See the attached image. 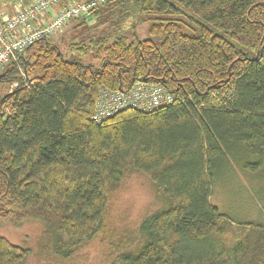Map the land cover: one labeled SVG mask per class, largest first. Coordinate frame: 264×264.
Wrapping results in <instances>:
<instances>
[{"label":"trees","instance_id":"trees-1","mask_svg":"<svg viewBox=\"0 0 264 264\" xmlns=\"http://www.w3.org/2000/svg\"><path fill=\"white\" fill-rule=\"evenodd\" d=\"M120 4L150 20L147 37L112 26L74 36L67 55L42 36L0 76V229L38 224L32 243L0 234V264H78L93 242L108 264H264V223L210 202L224 169L264 193V0H103L73 28ZM134 81L175 99L92 120L100 88ZM136 173L163 207L112 226L111 199Z\"/></svg>","mask_w":264,"mask_h":264},{"label":"rangeland","instance_id":"rangeland-1","mask_svg":"<svg viewBox=\"0 0 264 264\" xmlns=\"http://www.w3.org/2000/svg\"><path fill=\"white\" fill-rule=\"evenodd\" d=\"M97 19L101 21L99 26L94 25ZM110 21H113V24ZM77 22L78 20L71 21L51 36L52 41L57 42L67 55L70 53L68 43L76 35L78 38L75 41L79 38L89 40L90 37L99 35L101 30H109L112 26H118V29L126 31L129 39L132 38L131 33H134L133 35H136L138 39H142L147 37V29L150 25V20H146L144 16L133 15L129 4H120L112 9L102 7L96 18L86 20L73 28ZM184 31L191 32L186 27ZM91 52V48L87 49L82 56L81 60L84 63L95 62L91 58ZM6 90L5 84L0 83V93ZM261 200H264L262 185L257 186L253 180H247L234 169H224L213 182L211 204L219 213L225 214L234 223H264V209L261 207ZM161 207L163 203L157 197L150 180L143 173H136L128 176L120 189L114 193L110 203L108 222L112 226H120L123 223L135 226ZM0 234L12 243H18L23 239L32 243L38 235V224L36 222L26 223L20 229H14L6 223L2 225ZM103 249L98 242L91 243L80 251L84 258L80 259L78 264H108ZM28 264L36 263L30 258Z\"/></svg>","mask_w":264,"mask_h":264},{"label":"built area","instance_id":"built-area-1","mask_svg":"<svg viewBox=\"0 0 264 264\" xmlns=\"http://www.w3.org/2000/svg\"><path fill=\"white\" fill-rule=\"evenodd\" d=\"M103 0H11L0 1V74L7 64L17 61L35 39L52 36L73 20L89 18ZM15 6L9 14L6 6ZM16 83L10 87L13 88ZM175 99L164 86L134 81L123 91L98 90L92 120L100 122L116 112L136 108L150 111L168 105Z\"/></svg>","mask_w":264,"mask_h":264},{"label":"crops","instance_id":"crops-1","mask_svg":"<svg viewBox=\"0 0 264 264\" xmlns=\"http://www.w3.org/2000/svg\"><path fill=\"white\" fill-rule=\"evenodd\" d=\"M15 6H11V5H8L5 7V9L7 10V12L9 14H11V12H13L15 9H14Z\"/></svg>","mask_w":264,"mask_h":264},{"label":"water","instance_id":"water-1","mask_svg":"<svg viewBox=\"0 0 264 264\" xmlns=\"http://www.w3.org/2000/svg\"><path fill=\"white\" fill-rule=\"evenodd\" d=\"M257 58V56L255 57V59ZM2 75V73L0 74V76Z\"/></svg>","mask_w":264,"mask_h":264}]
</instances>
